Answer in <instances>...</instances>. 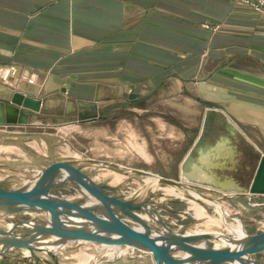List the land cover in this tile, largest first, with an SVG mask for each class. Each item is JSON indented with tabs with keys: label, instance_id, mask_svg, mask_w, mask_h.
<instances>
[{
	"label": "crops",
	"instance_id": "0c3cea01",
	"mask_svg": "<svg viewBox=\"0 0 264 264\" xmlns=\"http://www.w3.org/2000/svg\"><path fill=\"white\" fill-rule=\"evenodd\" d=\"M7 65L36 75L33 84L16 77L12 85L0 82L2 100L13 91L42 100L30 118L72 106L77 115L91 105L99 111L101 103L172 87L200 103V133L209 109L217 112L214 122L226 117L239 130L224 168L216 170L232 187L247 189L264 156V18L232 0H0V66ZM242 145L249 150L248 171ZM213 196L250 233L264 230V194ZM190 204L169 201L171 221L183 210L190 220L177 219L176 226L201 232ZM121 253L109 264H153L149 253ZM0 264L44 263L17 250L1 255Z\"/></svg>",
	"mask_w": 264,
	"mask_h": 264
},
{
	"label": "water",
	"instance_id": "95a60500",
	"mask_svg": "<svg viewBox=\"0 0 264 264\" xmlns=\"http://www.w3.org/2000/svg\"><path fill=\"white\" fill-rule=\"evenodd\" d=\"M137 96L128 95L129 98ZM41 104L40 98L13 91L8 99H0V123L27 124L30 113H38ZM77 117L81 121L96 120V105H91L85 114L79 109ZM216 117L213 109L205 112L202 131L181 162L179 180L135 171L156 178L157 184L193 191L196 194H186L187 199H204L219 207L225 217L239 222L241 233L232 232L233 236L223 233L228 243L221 241L219 246L213 241L218 237L207 231L190 233L188 225L172 229L151 212L147 200L135 202L108 195L104 192L108 186L94 182L73 161H60L39 171L27 187L4 189L0 186V256L22 250L26 256L44 264H72L61 256H67L74 244L94 241L115 252L125 248L149 253L153 264H264V230L250 233L242 224L244 220L230 215L219 199L189 187L207 186L239 195L264 194V156H260L247 189L232 187L227 179L216 174L227 162L230 138L239 133L228 118L214 122ZM214 131L225 135L209 143L208 132ZM67 179L72 180L91 203L66 201L52 191L55 185ZM141 209L150 212L155 224L141 215ZM174 253L183 255L176 257ZM123 256L121 252H113L110 258L88 264H109Z\"/></svg>",
	"mask_w": 264,
	"mask_h": 264
},
{
	"label": "rangeland",
	"instance_id": "374dc122",
	"mask_svg": "<svg viewBox=\"0 0 264 264\" xmlns=\"http://www.w3.org/2000/svg\"><path fill=\"white\" fill-rule=\"evenodd\" d=\"M181 92L164 86L134 98L124 96L119 101L101 103L94 121L79 120L72 106L67 112L54 108L33 115L27 124L0 127V186L4 189L27 187L45 167L73 161L94 182L108 186L104 189L106 194L128 201L147 200L151 212L172 229L178 227L175 223L190 220L183 210H178L174 219L179 221L172 223L169 201L174 198L191 203L189 213L194 216L191 220L196 228L233 236L220 222L215 205L204 199L190 201L185 195H195V192L157 184L156 178L135 171L179 180L181 162L201 129L200 103L194 95L188 97ZM189 187L210 197L219 195L204 186ZM52 191L66 201L81 204L91 201L69 179L55 185ZM230 210L226 209L230 215L239 217ZM139 212L155 224L148 210ZM226 222L234 223L230 217H226ZM242 224L248 231L247 224L244 221ZM130 225L138 226L134 222ZM113 252L97 242L87 241L74 244L67 256L61 258L72 264H88L110 258L109 253ZM88 255L92 259L87 260Z\"/></svg>",
	"mask_w": 264,
	"mask_h": 264
},
{
	"label": "built area",
	"instance_id": "2783aa9c",
	"mask_svg": "<svg viewBox=\"0 0 264 264\" xmlns=\"http://www.w3.org/2000/svg\"><path fill=\"white\" fill-rule=\"evenodd\" d=\"M235 3L244 5L248 7L251 11L264 18V0H232ZM205 27L216 30L219 26H209ZM19 78L25 80L26 82L33 84L36 80V75L34 73H29L27 71L19 72L15 65L0 66V81L6 85H12L14 78Z\"/></svg>",
	"mask_w": 264,
	"mask_h": 264
},
{
	"label": "bare ground",
	"instance_id": "6f19581e",
	"mask_svg": "<svg viewBox=\"0 0 264 264\" xmlns=\"http://www.w3.org/2000/svg\"><path fill=\"white\" fill-rule=\"evenodd\" d=\"M174 191V190H173ZM170 192V191H169ZM171 194V193H170ZM175 194V193H174ZM176 196V195H175ZM182 198V197H181ZM91 203V202H90ZM216 208H218V213H219V220H220V222L222 223V224H224L225 226H226V228H227V230L228 231H230V232H239V233H241L242 231H241V225H240V223L239 222H237V221H234V223L233 222H229V223H227L226 222V217L222 214V212L220 211V209H219V207H217L216 206ZM141 215H143V214H141ZM144 216V215H143ZM144 217H147L146 215L144 216ZM218 220V219H217ZM216 223H218V222H216ZM213 234H215L217 237H218V239H217V241H216V244H218L219 242H224V243H228V240L225 238V237H223V233L222 232H220V231H216V232H212ZM118 252H122V250H119ZM116 253V252H115ZM110 254H112V253H109V255ZM108 255V256H109ZM86 259L87 260H90V259H92V256L91 255H88V256H86Z\"/></svg>",
	"mask_w": 264,
	"mask_h": 264
},
{
	"label": "flooded vegetation",
	"instance_id": "af4514ba",
	"mask_svg": "<svg viewBox=\"0 0 264 264\" xmlns=\"http://www.w3.org/2000/svg\"><path fill=\"white\" fill-rule=\"evenodd\" d=\"M208 133H209L208 138H209L210 141H214V140H216L218 138V135H219L218 132L214 131V132H208ZM239 149L242 152L241 163H243L242 166H243V171H244V170L249 168V165H248L249 162L245 161L246 154H249V150L246 147H244L243 145ZM244 163H247L248 166L246 164H244ZM246 171H248V170H246Z\"/></svg>",
	"mask_w": 264,
	"mask_h": 264
}]
</instances>
